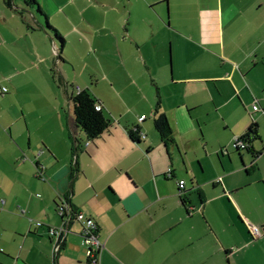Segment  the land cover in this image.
Here are the masks:
<instances>
[{
    "label": "crops",
    "instance_id": "obj_1",
    "mask_svg": "<svg viewBox=\"0 0 264 264\" xmlns=\"http://www.w3.org/2000/svg\"><path fill=\"white\" fill-rule=\"evenodd\" d=\"M152 2L38 0L46 15L0 4V264H92L76 219L54 255L61 205L96 221V264H264V116L253 114L264 107V0H168V19L154 21ZM75 50L101 52L107 91L79 80ZM123 73L139 111L123 109ZM82 90L112 121L92 140L75 119Z\"/></svg>",
    "mask_w": 264,
    "mask_h": 264
},
{
    "label": "trees",
    "instance_id": "obj_2",
    "mask_svg": "<svg viewBox=\"0 0 264 264\" xmlns=\"http://www.w3.org/2000/svg\"><path fill=\"white\" fill-rule=\"evenodd\" d=\"M2 1L9 9L17 10L14 0ZM162 2L167 3L168 0H162ZM24 3L28 8L37 7L38 12L46 15L39 6L37 0H24ZM46 27L54 32L55 38L58 39L61 44L64 43V37L48 22V20L46 21ZM73 103L76 122L86 133L88 139L92 140L100 137L102 133L110 127L112 122L111 119L103 110L98 111L95 109L96 103L99 102L88 90L78 92L73 97ZM155 127L166 145L173 142V129L165 114H159L157 111ZM257 128V123L253 122L246 133L241 136L242 141L249 143L254 139L257 136ZM130 136L134 141H140L137 129L131 130ZM237 149L241 150L239 147H237ZM259 155L260 153H254V158H258Z\"/></svg>",
    "mask_w": 264,
    "mask_h": 264
},
{
    "label": "built area",
    "instance_id": "obj_3",
    "mask_svg": "<svg viewBox=\"0 0 264 264\" xmlns=\"http://www.w3.org/2000/svg\"><path fill=\"white\" fill-rule=\"evenodd\" d=\"M8 92V88L4 85H0V96L6 94ZM95 109L100 111L103 109L101 103H96ZM261 113L264 116V107L260 106L257 102L253 104V114ZM146 118L145 115L139 117V121H143ZM144 136V135H143ZM248 143L242 141L241 137L236 138V147L241 149L248 148ZM171 171V169L169 170ZM179 194L182 195L185 190V181L180 180L178 182ZM61 216L63 217L64 223L59 227H50L49 232L55 238L53 244L54 255L58 254L62 242L64 240L65 234L68 231V225L71 223L73 219L81 222L83 225L81 232V244L86 249L88 258L92 264H96L99 261L100 254L104 249V243L100 240L98 234V225L96 221L87 216L83 212H73L71 208L65 205L60 206L59 210ZM36 224L38 226H43L41 221H37ZM250 230L253 235L258 236L262 235V231L258 226H250Z\"/></svg>",
    "mask_w": 264,
    "mask_h": 264
},
{
    "label": "rangeland",
    "instance_id": "obj_4",
    "mask_svg": "<svg viewBox=\"0 0 264 264\" xmlns=\"http://www.w3.org/2000/svg\"><path fill=\"white\" fill-rule=\"evenodd\" d=\"M38 1V0H37ZM153 1L152 4H149L148 8L145 10V13L147 15V18L154 21L157 18H160L158 15L159 13L162 12L163 16L165 19H168L169 14L171 13V8L167 6L165 3H161L157 5L155 8L150 9V6L153 4H157L159 0H151ZM162 1V0H160ZM15 4H18L22 2L24 3V0H14ZM0 4H2V1L0 0ZM25 4V3H24ZM150 23V22H149ZM83 52L75 50L74 52L71 53L73 60L75 61L76 69L79 75V80H82L88 85H92L94 88L97 89L99 92H104L107 91L109 88L108 83L102 79V72L100 70V61H101V52H95L94 50L86 51L85 54H82ZM92 53V54H91ZM104 59V57H103ZM87 62L90 65L87 67L86 71L83 72V65L84 63ZM170 68V67H169ZM171 75V72H169ZM83 74V76H82ZM124 77V84H127L128 86V91L125 94L126 100H125V105L123 104V109L130 108L133 111H139V109L143 108L144 102L139 99V96L136 94L135 90L133 89V86H130L129 83L126 82L127 77H129L126 73H123ZM6 105L2 104L1 105V110L5 109ZM262 115L261 113H259ZM263 116V115H262ZM153 117L150 116L149 120L152 121Z\"/></svg>",
    "mask_w": 264,
    "mask_h": 264
}]
</instances>
